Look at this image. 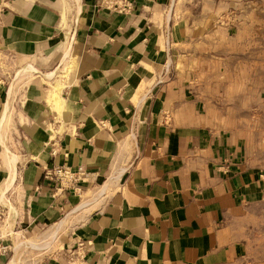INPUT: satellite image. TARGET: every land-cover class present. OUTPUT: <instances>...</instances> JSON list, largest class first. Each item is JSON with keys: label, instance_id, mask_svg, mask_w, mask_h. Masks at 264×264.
<instances>
[{"label": "crops", "instance_id": "obj_1", "mask_svg": "<svg viewBox=\"0 0 264 264\" xmlns=\"http://www.w3.org/2000/svg\"><path fill=\"white\" fill-rule=\"evenodd\" d=\"M104 180L39 264H264V0H0L5 230Z\"/></svg>", "mask_w": 264, "mask_h": 264}, {"label": "rangeland", "instance_id": "obj_2", "mask_svg": "<svg viewBox=\"0 0 264 264\" xmlns=\"http://www.w3.org/2000/svg\"><path fill=\"white\" fill-rule=\"evenodd\" d=\"M66 68L62 69L63 74H66ZM105 181L95 188L83 191L77 196L69 212H66L57 222L48 224L39 231L14 233L11 230L7 232L5 216L0 211V242L9 246L8 254L0 258V264H10L14 258H16L15 264H39L42 260L56 255L60 249L66 247L73 230L100 207L104 192L112 185L111 180H108L109 187L106 188ZM53 231H55L54 234H52ZM260 231L262 236L258 235L257 240L260 241L258 244H262L264 248V229Z\"/></svg>", "mask_w": 264, "mask_h": 264}, {"label": "built area", "instance_id": "obj_3", "mask_svg": "<svg viewBox=\"0 0 264 264\" xmlns=\"http://www.w3.org/2000/svg\"><path fill=\"white\" fill-rule=\"evenodd\" d=\"M121 7V8H120ZM127 7L117 5L116 8L124 10ZM85 169L80 166L78 168H72L70 166H56L47 172L46 177L52 178L55 183L57 191H64L66 189H72L75 192H80L79 187L80 181L85 178ZM9 251V246L5 245L2 241L0 242V258L7 255Z\"/></svg>", "mask_w": 264, "mask_h": 264}, {"label": "bare ground", "instance_id": "obj_4", "mask_svg": "<svg viewBox=\"0 0 264 264\" xmlns=\"http://www.w3.org/2000/svg\"><path fill=\"white\" fill-rule=\"evenodd\" d=\"M27 68L30 69V70H35V68H33V67H31V66H28ZM53 74H54V73H50V74H48L47 76H48V77H52ZM60 88H61V87H60ZM60 88H59V89H60ZM53 96H54V95H53ZM55 97H57V94L55 95ZM104 186H106V188H108V187H109V183L106 182ZM54 233H55V231L52 232V234H54ZM16 249H18V248L16 247ZM15 260H16V258L12 259L11 262H10V264H15Z\"/></svg>", "mask_w": 264, "mask_h": 264}]
</instances>
